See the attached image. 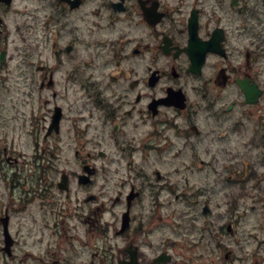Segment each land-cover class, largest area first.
I'll return each mask as SVG.
<instances>
[{
  "label": "flooded vegetation",
  "instance_id": "1",
  "mask_svg": "<svg viewBox=\"0 0 264 264\" xmlns=\"http://www.w3.org/2000/svg\"><path fill=\"white\" fill-rule=\"evenodd\" d=\"M261 5L0 0V264H264Z\"/></svg>",
  "mask_w": 264,
  "mask_h": 264
},
{
  "label": "rangeland",
  "instance_id": "2",
  "mask_svg": "<svg viewBox=\"0 0 264 264\" xmlns=\"http://www.w3.org/2000/svg\"><path fill=\"white\" fill-rule=\"evenodd\" d=\"M253 14L256 15L257 17L258 11H255ZM260 15L261 17H263V20L258 21V25L260 24L264 25V5H261ZM252 20H255V18H253ZM246 35L251 36L249 32H247ZM263 38H264V29H263V35L258 37V43ZM245 40L247 42L250 41L248 37H245ZM88 50L89 49H87V52ZM10 52H11L10 54L11 60L9 62V65H7L6 67L7 74L5 75L7 79L6 86H5L6 92L5 94H3V97L0 101V109L3 111H18V110L29 111L31 109V104H34V102L31 101V96L29 97L30 95L29 85L26 84V77L27 75H30L31 72L34 71L33 68L35 67V65H23L21 55L18 53L12 52L11 50ZM83 66L85 67L84 70L89 67L88 65H83ZM92 67L95 69H98L97 71H94V69L92 68V72L97 75L101 71H103V65H93ZM74 89L75 87L71 86L70 92L73 93ZM47 93L49 92L40 91V95H46ZM161 165L162 166H159V167L163 168L162 172L165 173L166 171V172L171 173L170 181H174L176 179V173L174 172L175 166H173V164L172 165L161 164ZM164 197H167V193L164 194ZM168 199L172 202V204L175 203V199L173 196L169 197ZM166 205H167L166 216L169 217L170 215L169 205L170 204L167 203Z\"/></svg>",
  "mask_w": 264,
  "mask_h": 264
},
{
  "label": "water",
  "instance_id": "3",
  "mask_svg": "<svg viewBox=\"0 0 264 264\" xmlns=\"http://www.w3.org/2000/svg\"><path fill=\"white\" fill-rule=\"evenodd\" d=\"M191 21H192L194 24H196V19H193V20H191ZM207 44H208V45L206 46V47H207L206 50L210 48V45H209L210 42H208Z\"/></svg>",
  "mask_w": 264,
  "mask_h": 264
},
{
  "label": "bare ground",
  "instance_id": "4",
  "mask_svg": "<svg viewBox=\"0 0 264 264\" xmlns=\"http://www.w3.org/2000/svg\"><path fill=\"white\" fill-rule=\"evenodd\" d=\"M238 259V258H237Z\"/></svg>",
  "mask_w": 264,
  "mask_h": 264
}]
</instances>
